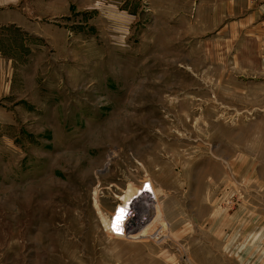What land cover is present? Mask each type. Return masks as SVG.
Returning a JSON list of instances; mask_svg holds the SVG:
<instances>
[{"label":"rangeland","instance_id":"1","mask_svg":"<svg viewBox=\"0 0 264 264\" xmlns=\"http://www.w3.org/2000/svg\"><path fill=\"white\" fill-rule=\"evenodd\" d=\"M193 3L0 0V264H264V27Z\"/></svg>","mask_w":264,"mask_h":264},{"label":"crops","instance_id":"2","mask_svg":"<svg viewBox=\"0 0 264 264\" xmlns=\"http://www.w3.org/2000/svg\"><path fill=\"white\" fill-rule=\"evenodd\" d=\"M193 5L195 24L202 28H255L258 21L264 27V0H194Z\"/></svg>","mask_w":264,"mask_h":264},{"label":"built area","instance_id":"3","mask_svg":"<svg viewBox=\"0 0 264 264\" xmlns=\"http://www.w3.org/2000/svg\"><path fill=\"white\" fill-rule=\"evenodd\" d=\"M142 189H144L142 191L148 190L147 192H149V194L147 195L149 196H142L140 189L138 193L133 196L138 200V203L135 206H133V204L130 205V203L124 206V202L119 205V208L121 209L120 214L115 216L107 227L115 236L129 239L142 237L141 234L144 232L143 229L150 219H152V213L156 209L157 202L154 192L150 189ZM121 205L124 208H128V210L126 209L125 211H122L124 208H121Z\"/></svg>","mask_w":264,"mask_h":264}]
</instances>
